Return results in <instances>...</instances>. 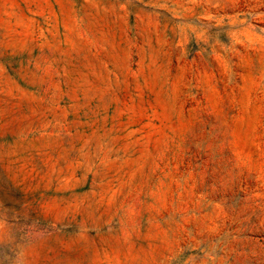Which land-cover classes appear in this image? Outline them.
I'll return each mask as SVG.
<instances>
[{"label": "rangeland", "instance_id": "rangeland-1", "mask_svg": "<svg viewBox=\"0 0 264 264\" xmlns=\"http://www.w3.org/2000/svg\"><path fill=\"white\" fill-rule=\"evenodd\" d=\"M0 264H264V0H0Z\"/></svg>", "mask_w": 264, "mask_h": 264}]
</instances>
